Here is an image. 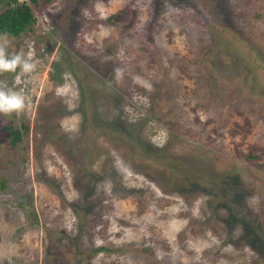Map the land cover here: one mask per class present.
Listing matches in <instances>:
<instances>
[{"label":"rangeland","instance_id":"rangeland-1","mask_svg":"<svg viewBox=\"0 0 264 264\" xmlns=\"http://www.w3.org/2000/svg\"><path fill=\"white\" fill-rule=\"evenodd\" d=\"M39 1L0 264H264V0Z\"/></svg>","mask_w":264,"mask_h":264},{"label":"trees","instance_id":"trees-1","mask_svg":"<svg viewBox=\"0 0 264 264\" xmlns=\"http://www.w3.org/2000/svg\"><path fill=\"white\" fill-rule=\"evenodd\" d=\"M39 6V0H0V35L6 33L11 36H20L33 31L36 23L33 9H37ZM111 17L112 14H109L106 19L111 20ZM9 74L11 76L13 72H9ZM27 127L26 122L15 124L10 121L6 128L11 146H16L22 140L26 135ZM4 183L5 180L1 177L0 188L4 186ZM99 249L107 248L103 245L93 248V250Z\"/></svg>","mask_w":264,"mask_h":264},{"label":"clouds","instance_id":"clouds-1","mask_svg":"<svg viewBox=\"0 0 264 264\" xmlns=\"http://www.w3.org/2000/svg\"><path fill=\"white\" fill-rule=\"evenodd\" d=\"M35 52L27 53L11 48L7 34L0 35V73L16 72L19 68L25 75L36 70ZM26 109V96L15 89L9 88L6 82L0 81V114L11 116L20 114Z\"/></svg>","mask_w":264,"mask_h":264}]
</instances>
